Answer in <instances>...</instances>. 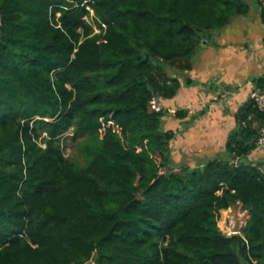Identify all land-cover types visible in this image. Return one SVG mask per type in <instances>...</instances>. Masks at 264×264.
Instances as JSON below:
<instances>
[{
	"label": "trees",
	"instance_id": "trees-1",
	"mask_svg": "<svg viewBox=\"0 0 264 264\" xmlns=\"http://www.w3.org/2000/svg\"><path fill=\"white\" fill-rule=\"evenodd\" d=\"M245 1L0 0V264H264V159H248L264 111L236 112L232 161L174 168L178 132L149 108L197 84L196 50ZM206 111L171 116L185 132Z\"/></svg>",
	"mask_w": 264,
	"mask_h": 264
},
{
	"label": "crops",
	"instance_id": "crops-1",
	"mask_svg": "<svg viewBox=\"0 0 264 264\" xmlns=\"http://www.w3.org/2000/svg\"><path fill=\"white\" fill-rule=\"evenodd\" d=\"M245 2L251 5L246 17L235 18L231 25L214 34L212 43L205 40L196 50L192 60L193 69L184 74L197 84L190 88L182 86L175 98L165 100L170 112L180 106L187 111L188 108L194 109L188 111L190 117L207 109L203 115L195 118L187 131L174 128L178 132L175 140L182 150L189 147L201 150L198 156L203 160L198 164L225 153L228 134L236 126L235 114L250 100V93L256 89L254 79L264 75V22L261 10L254 4L255 1ZM252 5H255V11ZM179 79L183 83V76ZM169 119L175 122L170 114L164 126Z\"/></svg>",
	"mask_w": 264,
	"mask_h": 264
},
{
	"label": "rangeland",
	"instance_id": "rangeland-1",
	"mask_svg": "<svg viewBox=\"0 0 264 264\" xmlns=\"http://www.w3.org/2000/svg\"><path fill=\"white\" fill-rule=\"evenodd\" d=\"M246 1H253V0H246ZM252 6H253V11H255V9H256L255 5H252ZM203 90H205V89H203ZM199 92H202V91H199ZM162 104L164 106V109H169V108L166 107L167 104H165L163 102H162ZM201 106H202V104H201ZM176 107H178V106H176ZM183 107L184 106H180L177 109H181ZM177 109L176 108L173 109L174 111L172 109H170V110H172V112L169 111V113L172 114ZM188 111L192 112V111H195V110L194 109L192 110V109L188 108ZM189 117L190 116H188L186 118V120L189 119ZM170 120L171 119L166 121V123H167L166 126L163 125L164 129L177 128V130H178V128L179 129L183 128L182 126L180 127L179 121L175 120V122H170ZM169 123H172V124L168 126ZM176 140L171 142V155H172V160H173V163H174V168H178L179 166L185 165V164H187V165H189L191 167H194L196 164H198L197 162L203 160V158H200L198 156L199 154L201 155V153H200L201 150H198V149H195V148H191V147L182 150V148L180 147V145L177 143ZM65 149H66L65 150V155L66 156L73 157L75 160H78L80 163H82V158L80 157V155H78V153H76L75 147L71 143L70 140L67 141V146H66ZM221 156L223 158L229 160V161L233 160L230 156L226 155L225 153H223V154L221 153ZM248 159H250V161H252V162L264 159V148L263 149H259V150L255 151V152H252V154L249 156ZM222 219H223V221H222ZM247 219H248V213L242 209L241 205H236V206L231 207V208H229L227 210L220 211V218H219V221H218V227L220 228V230L223 233H228V232H231V231L241 232L240 230L245 225Z\"/></svg>",
	"mask_w": 264,
	"mask_h": 264
},
{
	"label": "built area",
	"instance_id": "built-area-1",
	"mask_svg": "<svg viewBox=\"0 0 264 264\" xmlns=\"http://www.w3.org/2000/svg\"><path fill=\"white\" fill-rule=\"evenodd\" d=\"M261 5H262V9L264 11V0H261ZM218 96L215 97V99H217ZM250 100H252L255 104V106L260 110V111H264V90L261 89H255L250 93ZM149 108L151 111L153 112H160L161 110L164 109V106L161 102V100L154 96L150 99L149 101ZM102 120V119H101ZM108 125H112L113 124V120L110 119L108 120ZM104 127L101 128V132H103ZM255 146L258 149H263L264 148V126L261 128L258 136L255 139ZM227 236H232L235 234L241 235V232L238 231H231L228 233H225Z\"/></svg>",
	"mask_w": 264,
	"mask_h": 264
},
{
	"label": "bare ground",
	"instance_id": "bare-ground-1",
	"mask_svg": "<svg viewBox=\"0 0 264 264\" xmlns=\"http://www.w3.org/2000/svg\"><path fill=\"white\" fill-rule=\"evenodd\" d=\"M229 211H230V210H229ZM224 212H225V211H224ZM224 212H223V213H224ZM222 221H223V219H222Z\"/></svg>",
	"mask_w": 264,
	"mask_h": 264
}]
</instances>
